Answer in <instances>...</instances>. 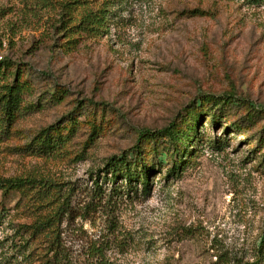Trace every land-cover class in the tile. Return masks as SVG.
<instances>
[{
    "label": "rangeland",
    "instance_id": "1",
    "mask_svg": "<svg viewBox=\"0 0 264 264\" xmlns=\"http://www.w3.org/2000/svg\"><path fill=\"white\" fill-rule=\"evenodd\" d=\"M66 3L70 26L89 9L108 10L103 32L73 51L62 49L49 29ZM0 58L24 70L32 86L25 104L41 106L16 121L0 143V178L63 183L77 203L92 187L90 171L138 147L142 134L156 136L175 123L183 129L188 113L201 114L200 138L179 176L163 180L175 158L172 147L153 152L159 141L140 142L139 155L156 167L149 194L123 198L114 234L99 214L81 224L82 233L72 226L71 264H100L96 241L106 264L256 261L264 232V2L0 0ZM56 89L66 96L51 104ZM227 96L247 105L236 118L235 109L214 106ZM209 110L221 124L213 127ZM234 119L246 127L231 129ZM54 125L71 130L58 154L24 153L39 131Z\"/></svg>",
    "mask_w": 264,
    "mask_h": 264
},
{
    "label": "trees",
    "instance_id": "2",
    "mask_svg": "<svg viewBox=\"0 0 264 264\" xmlns=\"http://www.w3.org/2000/svg\"><path fill=\"white\" fill-rule=\"evenodd\" d=\"M240 1L252 7H259L264 2ZM69 4H63L61 17L56 23L49 24L50 32L62 40L60 47L65 51H73L83 39L97 37L98 32H103L108 15L105 6L94 11L89 9L74 26H70L72 17L67 11ZM55 91V94L49 97L51 104L61 103L66 96L64 91ZM30 95L32 86L24 79V70L5 60L0 61V143L9 138L16 121L35 112L38 107L41 108L40 104H25V99ZM224 98L221 102V99L212 100L218 104L214 106H219V110L223 112L235 109L234 118L237 117L240 107L244 110L247 108V105L240 106L241 100H236L233 96ZM202 105L203 100L197 108ZM209 112L213 127L222 123V118L217 113L212 110ZM200 115L188 113V120L186 117L181 119L184 123L183 129L175 123L157 132L156 136L154 133L142 134L138 147L129 150L128 154L113 156L107 159L101 168L90 171L92 187L85 190L84 203L74 202V194L63 183L35 176L0 178V264H71L66 245L70 228L75 226L77 231L82 233L81 224L94 221L92 217L98 214L105 219L107 233L114 234L117 231L114 216L123 198L130 199L131 194L136 196L139 193L144 197L149 194V175L156 167L147 166L142 155H139L140 142L159 141L152 147L153 152H157L159 148L168 151L172 147L171 157L175 155V158L171 172L165 174L163 180L179 176L183 165L192 156L190 148L200 138ZM246 121L249 119L246 118ZM236 123L241 122L234 119L231 129L237 132L246 127ZM65 130L67 132L64 135L62 133ZM70 134L71 130L67 127L50 126L39 131L23 151L29 156L52 158L69 141ZM219 143L215 141L213 146L221 149ZM98 243L99 241L94 242L92 249L99 256L100 264H106L103 246L98 247ZM107 243L109 242L106 241L105 244ZM250 264H264V232L258 246L257 259Z\"/></svg>",
    "mask_w": 264,
    "mask_h": 264
},
{
    "label": "built area",
    "instance_id": "3",
    "mask_svg": "<svg viewBox=\"0 0 264 264\" xmlns=\"http://www.w3.org/2000/svg\"><path fill=\"white\" fill-rule=\"evenodd\" d=\"M1 59V58H0Z\"/></svg>",
    "mask_w": 264,
    "mask_h": 264
}]
</instances>
